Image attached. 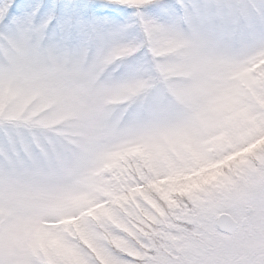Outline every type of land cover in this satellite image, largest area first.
I'll use <instances>...</instances> for the list:
<instances>
[{"label": "snow or ice", "instance_id": "1", "mask_svg": "<svg viewBox=\"0 0 264 264\" xmlns=\"http://www.w3.org/2000/svg\"><path fill=\"white\" fill-rule=\"evenodd\" d=\"M0 264H264V0H0Z\"/></svg>", "mask_w": 264, "mask_h": 264}, {"label": "rangeland", "instance_id": "2", "mask_svg": "<svg viewBox=\"0 0 264 264\" xmlns=\"http://www.w3.org/2000/svg\"><path fill=\"white\" fill-rule=\"evenodd\" d=\"M61 2H62V3H74V2H76V0H61ZM129 12H130V10L126 11V12L124 13V15H125V16L128 15ZM104 14L107 15V14H108L107 11H105ZM114 18H116V19H120L121 17H120V16H116V17H114Z\"/></svg>", "mask_w": 264, "mask_h": 264}]
</instances>
